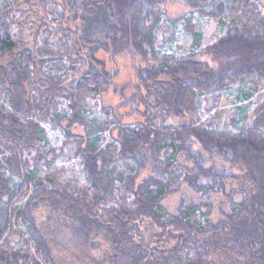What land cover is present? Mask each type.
I'll list each match as a JSON object with an SVG mask.
<instances>
[{
  "label": "trees",
  "instance_id": "obj_1",
  "mask_svg": "<svg viewBox=\"0 0 264 264\" xmlns=\"http://www.w3.org/2000/svg\"><path fill=\"white\" fill-rule=\"evenodd\" d=\"M165 1L0 0V264H69V248L36 226L32 211L40 202L77 223L80 239L67 244L79 252L91 233H106L109 264H264V102L238 135L190 120L194 91L211 94L245 76L264 80V14L252 0H211L205 9L189 0L190 8L225 18L224 36L196 55L154 65L150 19ZM102 54L140 63L129 114L144 123L117 130L115 159L133 164L134 172L125 180L118 175L116 186L106 176L115 159L85 141L116 124L82 114L89 98L113 85L116 73L107 71ZM61 102L70 112L67 136L81 127L86 138L76 144L86 143L81 163L90 184L79 195L53 180L33 181L24 156L41 149V122L59 126L50 118ZM184 188L200 200L181 201L175 214L162 216V202ZM210 190L222 200L216 220ZM148 221L156 229L153 243L140 233ZM168 236L177 239L170 249ZM56 249L60 257L52 256Z\"/></svg>",
  "mask_w": 264,
  "mask_h": 264
},
{
  "label": "rangeland",
  "instance_id": "obj_2",
  "mask_svg": "<svg viewBox=\"0 0 264 264\" xmlns=\"http://www.w3.org/2000/svg\"><path fill=\"white\" fill-rule=\"evenodd\" d=\"M210 1L198 0V3L205 6V9L207 8L206 3ZM188 2L189 0H166L158 7L155 18L150 19V22L155 23L152 31V52L149 56L154 65V62L171 64L183 57L196 55L224 36L228 23L224 17L215 19L205 15L201 12L200 7L190 8L187 6ZM252 4L261 14H264V0H252ZM22 8H25V5ZM40 16L42 17V15ZM98 58L105 62V67L109 73H116L113 85L105 94L89 98L82 114L87 121L97 123L111 121L116 124L115 127L112 128L111 125L108 133L98 135L95 133L96 135H93L96 138L91 137L89 140L83 136L84 132L81 127H73L70 129L72 136L70 139L66 133L67 121L65 119L70 112L67 108V102H61L58 110L50 118L52 122L60 121L59 126L52 127L48 123L41 122L39 124L43 134L39 143L41 149L24 155L25 159L31 162L30 176L33 181L53 180L60 188L73 195H79L82 189L90 184V179L81 163L83 147L86 143L78 147L77 141L84 138L86 142L90 141L96 151H101L105 156L115 159L119 150V141L116 140L118 128H137L143 126L144 123V118H140L136 113L129 114L130 108L134 106L130 98L137 93L135 75L136 68L140 65L139 58L127 54L114 58H108L102 54ZM206 59L207 57H198V60ZM143 91L140 89V93H144ZM194 93L195 109L190 120L196 122L195 124H209L218 132L238 135L245 126H250L249 122L253 111L264 102V80L257 76H245L217 92L205 94L194 91ZM129 100L130 102H128ZM138 106L142 110V105L138 104ZM184 121L186 120H171L170 124L174 127ZM0 165V171H3L4 163L1 161ZM110 166L108 168L111 172L106 176L108 180L113 181L115 186L119 185L116 178L118 175H121L125 180L134 172L133 164L132 167L129 165V168L117 159ZM115 193L118 192L115 191ZM128 197V201H130L131 196L128 195ZM213 197L215 208L212 218L216 220L219 217L216 208L222 200L217 192H214ZM236 198L239 199V196ZM198 200H200V196L184 188L162 202L161 214L165 217L168 214H175L181 201L184 204H189L190 202L196 203ZM196 213L200 223L203 224L202 216L199 212ZM32 215L38 229L43 232L50 231L49 237L58 241L55 243L59 244L60 242L62 246L69 248V264H109L107 257L111 249V241L106 233L102 231H96L95 234L91 233L89 238L86 237V245L83 241V252H79L77 251L79 248L73 244H67L79 238L80 231L77 230L75 221L68 219L60 210L46 202L38 203L33 209ZM16 228L17 233L20 232L23 235L22 238L25 239L27 232L23 227ZM140 233L150 243H153L152 237L156 233V229L148 221L144 222ZM167 241V249L172 248L177 243V239L173 236H168ZM61 255L62 252L56 249L52 256L60 257ZM55 262L56 264L67 263L66 260L62 259Z\"/></svg>",
  "mask_w": 264,
  "mask_h": 264
}]
</instances>
